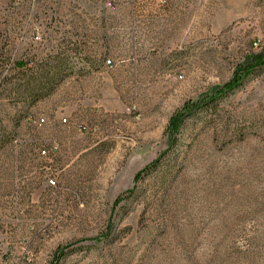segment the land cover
Instances as JSON below:
<instances>
[{"label":"rangeland","instance_id":"obj_1","mask_svg":"<svg viewBox=\"0 0 264 264\" xmlns=\"http://www.w3.org/2000/svg\"><path fill=\"white\" fill-rule=\"evenodd\" d=\"M0 75V264H264V0H0Z\"/></svg>","mask_w":264,"mask_h":264},{"label":"trees","instance_id":"obj_2","mask_svg":"<svg viewBox=\"0 0 264 264\" xmlns=\"http://www.w3.org/2000/svg\"><path fill=\"white\" fill-rule=\"evenodd\" d=\"M56 59H59L57 63L55 65H50V66L47 65V63L44 64L43 62L39 64L38 62L32 63L31 61H28V62L18 61L16 63V68L19 70L18 72L19 74L23 75L25 71L32 72L31 73L32 75L29 77V79L24 84H18V85L20 89H23L24 92H28L30 96H32V100L34 102H37L38 100L43 99L47 97L48 95L52 94L53 91L55 90V87L59 83H61L64 79L67 78L68 73H65V68L67 66V59L65 57H59V55L56 57ZM28 66H30V69H28ZM34 66L38 67V69H36ZM45 66H48L49 68L48 70L47 69L44 70V73L46 74L42 75L43 74L42 73L40 76H36L38 75V70L40 68L45 69L44 68ZM52 70H54V73L53 75L50 76L49 74L51 73ZM239 80H240L239 77L236 78L232 83H229L227 87H231L232 85L235 86ZM208 105H210V103H206L203 106L205 107ZM203 106L199 107L197 105L196 107L195 105H188V106H185L182 110L178 111L171 119L170 131H172V133H177L184 119L188 117H192L198 112L202 111L204 108ZM174 144H175V139L172 143V146ZM158 161L159 160H156L150 163L149 165H147L142 170H140L134 177V183L136 184L141 179L143 174L147 172L150 168H153L158 163ZM134 190L135 189L133 187L132 189L125 192L124 194L120 195L116 199L115 204H119L123 200L130 198V196L134 193Z\"/></svg>","mask_w":264,"mask_h":264},{"label":"built area","instance_id":"obj_3","mask_svg":"<svg viewBox=\"0 0 264 264\" xmlns=\"http://www.w3.org/2000/svg\"><path fill=\"white\" fill-rule=\"evenodd\" d=\"M107 6H112L111 2L107 3ZM107 63H111V60H108ZM43 121V120H42ZM64 121H66L64 119ZM59 151V143L56 140L51 141V143L49 144V147H45L43 149L40 150V155L47 157L49 155H53L55 153H57ZM50 184L55 185L56 184V180L53 177H50L49 179Z\"/></svg>","mask_w":264,"mask_h":264}]
</instances>
